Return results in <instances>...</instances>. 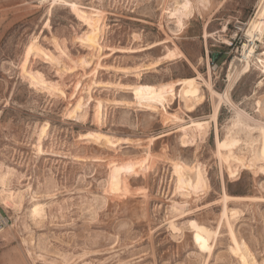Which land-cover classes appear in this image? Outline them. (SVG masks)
<instances>
[{
	"label": "rangeland",
	"instance_id": "obj_1",
	"mask_svg": "<svg viewBox=\"0 0 264 264\" xmlns=\"http://www.w3.org/2000/svg\"><path fill=\"white\" fill-rule=\"evenodd\" d=\"M263 3L0 0V264H264Z\"/></svg>",
	"mask_w": 264,
	"mask_h": 264
},
{
	"label": "bare ground",
	"instance_id": "obj_2",
	"mask_svg": "<svg viewBox=\"0 0 264 264\" xmlns=\"http://www.w3.org/2000/svg\"><path fill=\"white\" fill-rule=\"evenodd\" d=\"M264 4V3H263ZM262 6V5H261ZM261 13H262V16H261V20H260V18L258 19L259 20V22H260V24H264V6H263V10L261 11ZM189 14V9H188V7L187 6H185V12L183 13V17L184 18H186L187 17V15ZM178 19V21H180L181 20V18H177ZM259 24V23H258ZM261 26V25H260ZM257 27H258V25H257ZM259 28H261V27H259ZM262 30H258V34H256L255 36L256 37H259L260 36V34H259V32H261ZM245 50V49H244ZM252 52L250 51V50H247L246 52H244V54H243V62H246V59H247V57H249L248 55L249 54H251ZM242 59L240 60L241 62H242ZM189 92L190 93H192V95H197V94H199V87H198V85H196V83L194 82V80H189ZM215 118V117H214ZM204 123H206V122H204ZM203 123V124H204ZM203 124H201V123H196L195 125H194V128H195V130H196V132H202V130H203V128H205L206 126H204ZM204 130H206V129H204ZM201 134V133H200ZM203 135H204V133H203ZM206 135V134H205ZM202 139H203V137H202ZM263 147H264V143H263ZM233 216V215H232Z\"/></svg>",
	"mask_w": 264,
	"mask_h": 264
},
{
	"label": "built area",
	"instance_id": "obj_3",
	"mask_svg": "<svg viewBox=\"0 0 264 264\" xmlns=\"http://www.w3.org/2000/svg\"><path fill=\"white\" fill-rule=\"evenodd\" d=\"M6 226V221L0 214V229H3Z\"/></svg>",
	"mask_w": 264,
	"mask_h": 264
},
{
	"label": "crops",
	"instance_id": "obj_4",
	"mask_svg": "<svg viewBox=\"0 0 264 264\" xmlns=\"http://www.w3.org/2000/svg\"><path fill=\"white\" fill-rule=\"evenodd\" d=\"M177 87H178V85H177Z\"/></svg>",
	"mask_w": 264,
	"mask_h": 264
}]
</instances>
